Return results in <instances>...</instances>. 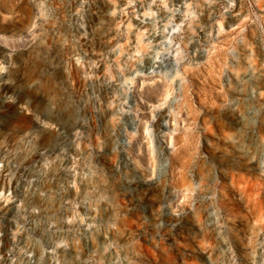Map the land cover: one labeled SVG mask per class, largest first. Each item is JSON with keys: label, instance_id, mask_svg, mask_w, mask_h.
I'll list each match as a JSON object with an SVG mask.
<instances>
[{"label": "rangeland", "instance_id": "374dc122", "mask_svg": "<svg viewBox=\"0 0 264 264\" xmlns=\"http://www.w3.org/2000/svg\"><path fill=\"white\" fill-rule=\"evenodd\" d=\"M0 264H264V0H0Z\"/></svg>", "mask_w": 264, "mask_h": 264}, {"label": "bare ground", "instance_id": "6f19581e", "mask_svg": "<svg viewBox=\"0 0 264 264\" xmlns=\"http://www.w3.org/2000/svg\"><path fill=\"white\" fill-rule=\"evenodd\" d=\"M254 157H256V155H255V153H252V154H250V158H254ZM138 163V162H137ZM139 164V163H138Z\"/></svg>", "mask_w": 264, "mask_h": 264}]
</instances>
